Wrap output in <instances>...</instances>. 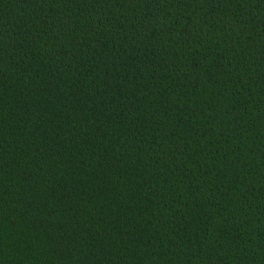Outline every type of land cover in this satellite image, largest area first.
I'll return each instance as SVG.
<instances>
[{
    "label": "trees",
    "instance_id": "obj_1",
    "mask_svg": "<svg viewBox=\"0 0 264 264\" xmlns=\"http://www.w3.org/2000/svg\"><path fill=\"white\" fill-rule=\"evenodd\" d=\"M0 264H264V0H0Z\"/></svg>",
    "mask_w": 264,
    "mask_h": 264
}]
</instances>
